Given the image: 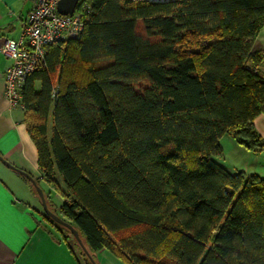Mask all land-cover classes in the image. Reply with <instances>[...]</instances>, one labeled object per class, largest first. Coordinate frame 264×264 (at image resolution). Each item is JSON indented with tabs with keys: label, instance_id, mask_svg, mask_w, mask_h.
Here are the masks:
<instances>
[{
	"label": "trees",
	"instance_id": "1",
	"mask_svg": "<svg viewBox=\"0 0 264 264\" xmlns=\"http://www.w3.org/2000/svg\"><path fill=\"white\" fill-rule=\"evenodd\" d=\"M80 10L79 37L49 46L22 87L38 169L64 199L56 209L44 195L48 210L94 261L107 250L124 264H264V178L217 159L224 136L263 148L253 121L264 114L254 49L264 0H81Z\"/></svg>",
	"mask_w": 264,
	"mask_h": 264
},
{
	"label": "crops",
	"instance_id": "2",
	"mask_svg": "<svg viewBox=\"0 0 264 264\" xmlns=\"http://www.w3.org/2000/svg\"><path fill=\"white\" fill-rule=\"evenodd\" d=\"M34 0H0V46L17 40L22 21ZM255 50L264 49V27L257 35ZM8 60L0 52V156L14 168L25 172L56 207L64 199L49 186L37 166L35 147L27 134L22 107L11 108L3 97V76ZM263 148L249 152L230 136L220 139L218 162L229 172L264 178V114L253 121ZM52 126L49 122L47 135ZM20 174L0 162V264H84L72 242H65L41 212V203ZM56 180L65 192L61 178ZM96 264H124L107 250L95 254Z\"/></svg>",
	"mask_w": 264,
	"mask_h": 264
},
{
	"label": "built area",
	"instance_id": "3",
	"mask_svg": "<svg viewBox=\"0 0 264 264\" xmlns=\"http://www.w3.org/2000/svg\"><path fill=\"white\" fill-rule=\"evenodd\" d=\"M59 0H34L25 15L17 40L6 41L0 52L9 64L3 76V97L11 108L22 107V87L26 78L45 65L46 49L63 40L78 38L83 28V13L71 16L57 12Z\"/></svg>",
	"mask_w": 264,
	"mask_h": 264
},
{
	"label": "water",
	"instance_id": "4",
	"mask_svg": "<svg viewBox=\"0 0 264 264\" xmlns=\"http://www.w3.org/2000/svg\"><path fill=\"white\" fill-rule=\"evenodd\" d=\"M78 1L79 0H59L57 3V12L62 16H71L73 14L77 4H78ZM0 162L6 168L20 174L21 176H23L26 180H28L30 182V184L34 187V189L37 193V196H38L39 201L41 203V208H42L44 214L46 216H48L51 220H53L55 223L65 227L71 233L73 238L77 241V243L79 244V246L83 250L84 254L87 256V258L89 259L91 264H96V262L89 255L87 249L82 244L77 231L70 224L62 221L58 216H56L55 214H53L51 211L48 210L46 202H45L44 194H43L42 190L37 186L36 182L25 172L20 171V170L14 168L13 166H11L1 156H0Z\"/></svg>",
	"mask_w": 264,
	"mask_h": 264
},
{
	"label": "rangeland",
	"instance_id": "5",
	"mask_svg": "<svg viewBox=\"0 0 264 264\" xmlns=\"http://www.w3.org/2000/svg\"><path fill=\"white\" fill-rule=\"evenodd\" d=\"M152 1H157V0H152ZM166 1V0H165ZM36 89L38 90L39 89V86H36ZM63 188H64V186H63ZM56 193V192H55ZM73 242H75V244H76V241L73 239Z\"/></svg>",
	"mask_w": 264,
	"mask_h": 264
},
{
	"label": "bare ground",
	"instance_id": "6",
	"mask_svg": "<svg viewBox=\"0 0 264 264\" xmlns=\"http://www.w3.org/2000/svg\"><path fill=\"white\" fill-rule=\"evenodd\" d=\"M157 1H165V0H157Z\"/></svg>",
	"mask_w": 264,
	"mask_h": 264
}]
</instances>
